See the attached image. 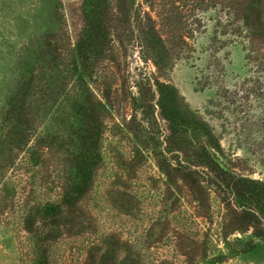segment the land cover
Masks as SVG:
<instances>
[{
    "label": "trees",
    "instance_id": "obj_1",
    "mask_svg": "<svg viewBox=\"0 0 264 264\" xmlns=\"http://www.w3.org/2000/svg\"><path fill=\"white\" fill-rule=\"evenodd\" d=\"M213 9L212 50L244 41L246 92L263 93L264 0H80L50 34L54 76L11 102L17 130L0 134V221L23 264H219L264 236V179L224 162L168 78ZM98 187L129 230L98 223Z\"/></svg>",
    "mask_w": 264,
    "mask_h": 264
},
{
    "label": "rangeland",
    "instance_id": "obj_2",
    "mask_svg": "<svg viewBox=\"0 0 264 264\" xmlns=\"http://www.w3.org/2000/svg\"><path fill=\"white\" fill-rule=\"evenodd\" d=\"M79 1L0 0V134L5 123L17 130L16 120L5 121L16 117L13 100L30 93L29 84H34L36 92L43 78L49 81L54 76L56 70L48 68L47 73L43 67L51 59L49 36L65 20L70 21L71 6ZM203 17L207 26L194 40L195 51L179 60L168 78L190 110L214 129L224 162L238 173L264 179V92L251 98L246 92L255 81L245 42L229 41L212 50L216 11L209 10ZM87 202L103 228L123 233L132 226V219L114 208L104 188H96ZM140 218L136 219L139 226H147ZM12 227L0 221V264H23ZM238 235L242 236L238 233L232 238ZM244 237L253 238V249L219 264H264V236L250 231ZM220 246L225 249L223 242Z\"/></svg>",
    "mask_w": 264,
    "mask_h": 264
}]
</instances>
